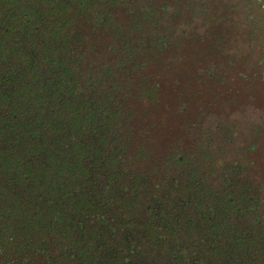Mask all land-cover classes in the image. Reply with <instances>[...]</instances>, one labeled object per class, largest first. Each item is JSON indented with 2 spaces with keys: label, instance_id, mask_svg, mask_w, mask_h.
<instances>
[{
  "label": "trees",
  "instance_id": "1",
  "mask_svg": "<svg viewBox=\"0 0 264 264\" xmlns=\"http://www.w3.org/2000/svg\"><path fill=\"white\" fill-rule=\"evenodd\" d=\"M134 1L0 0V264H254L264 254V217L243 185L189 186L168 204L160 185L144 195L137 176L124 178L112 96L93 86L111 92L116 74L143 66L144 33L129 45L115 21L121 11L137 23ZM89 18L112 57L85 69L73 29ZM152 18L148 36L161 42Z\"/></svg>",
  "mask_w": 264,
  "mask_h": 264
},
{
  "label": "rangeland",
  "instance_id": "2",
  "mask_svg": "<svg viewBox=\"0 0 264 264\" xmlns=\"http://www.w3.org/2000/svg\"><path fill=\"white\" fill-rule=\"evenodd\" d=\"M130 9L137 23L124 21L121 11L115 21L129 45L144 33L143 66L116 74L111 92L93 86L100 96H112L108 133L123 151L124 178L137 176L144 195L160 185L155 195L168 204L180 202L183 188L217 191L232 180L256 196L264 217V0H135ZM149 16L157 18L165 40L148 36ZM92 23L89 18L73 29L74 55L85 69L112 57L110 35ZM116 57L127 65V58ZM252 262L264 264L263 252Z\"/></svg>",
  "mask_w": 264,
  "mask_h": 264
}]
</instances>
